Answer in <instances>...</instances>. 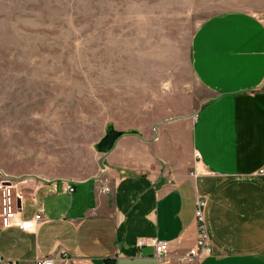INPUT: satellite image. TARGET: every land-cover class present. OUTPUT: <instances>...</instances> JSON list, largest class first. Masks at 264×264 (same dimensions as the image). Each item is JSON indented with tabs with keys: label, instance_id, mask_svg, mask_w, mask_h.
<instances>
[{
	"label": "crops",
	"instance_id": "1",
	"mask_svg": "<svg viewBox=\"0 0 264 264\" xmlns=\"http://www.w3.org/2000/svg\"><path fill=\"white\" fill-rule=\"evenodd\" d=\"M190 63L202 93L169 97L163 112L138 107L120 128L137 132L107 153L66 162L0 140L18 219L44 214L34 230L0 225V264L63 250L73 264H160L153 245H139L147 238L168 241V264H180L196 244L200 198L210 239L201 264H264V0L206 18Z\"/></svg>",
	"mask_w": 264,
	"mask_h": 264
},
{
	"label": "rangeland",
	"instance_id": "2",
	"mask_svg": "<svg viewBox=\"0 0 264 264\" xmlns=\"http://www.w3.org/2000/svg\"><path fill=\"white\" fill-rule=\"evenodd\" d=\"M234 2L0 0L2 145L91 159L109 123L120 129L138 107L163 112L169 97L201 94L192 36Z\"/></svg>",
	"mask_w": 264,
	"mask_h": 264
},
{
	"label": "built area",
	"instance_id": "3",
	"mask_svg": "<svg viewBox=\"0 0 264 264\" xmlns=\"http://www.w3.org/2000/svg\"><path fill=\"white\" fill-rule=\"evenodd\" d=\"M108 166L102 162L101 172L104 174ZM259 174H264V166L258 170ZM105 181H107L105 179ZM68 192L74 191V187L70 184L66 185ZM103 191L111 192L110 185H104ZM205 200L199 199L196 207V221H197V240L196 244L191 247L184 257L180 260V264H201L203 258L210 252L209 233L204 220ZM44 218L41 212L35 214L31 220L18 219V207L16 201V193L14 188V181L7 174H2L0 177V225L1 227L18 226L25 230H34L36 224ZM150 244L155 247L156 256L160 264H168L170 259L171 246L166 240H159L157 238L141 239L139 245ZM0 260L3 258L0 256ZM7 264H73V256L70 252L63 250L56 254L39 257L31 263H22L17 260H4Z\"/></svg>",
	"mask_w": 264,
	"mask_h": 264
},
{
	"label": "water",
	"instance_id": "4",
	"mask_svg": "<svg viewBox=\"0 0 264 264\" xmlns=\"http://www.w3.org/2000/svg\"><path fill=\"white\" fill-rule=\"evenodd\" d=\"M125 132H137V130H129V131H124L117 129L113 123H109L107 128H106V133L104 137L101 139V141L95 145L97 150L101 153H107L109 152L116 140L122 136Z\"/></svg>",
	"mask_w": 264,
	"mask_h": 264
}]
</instances>
